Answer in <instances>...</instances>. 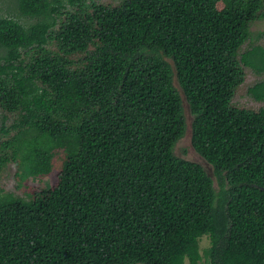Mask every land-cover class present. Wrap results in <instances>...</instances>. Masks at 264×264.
<instances>
[{
  "label": "trees",
  "instance_id": "trees-1",
  "mask_svg": "<svg viewBox=\"0 0 264 264\" xmlns=\"http://www.w3.org/2000/svg\"><path fill=\"white\" fill-rule=\"evenodd\" d=\"M6 2L0 264H264V0Z\"/></svg>",
  "mask_w": 264,
  "mask_h": 264
},
{
  "label": "rangeland",
  "instance_id": "rangeland-1",
  "mask_svg": "<svg viewBox=\"0 0 264 264\" xmlns=\"http://www.w3.org/2000/svg\"><path fill=\"white\" fill-rule=\"evenodd\" d=\"M98 1L103 3L116 4L119 0H98ZM7 11H8V6L6 0H0V14H6ZM263 29H264V18L256 19L251 25L252 39L250 42H247L243 45V49L248 47L250 43L251 44L260 43L264 46V37L263 36L259 37L257 35L259 31ZM258 79H264V74L257 75L253 73L250 69H247L245 81L237 88L235 96L233 98V103L240 107L258 108L261 105V102L254 100L247 92V87L253 84ZM174 82L180 88L176 77ZM183 105H184V113L186 117L187 126L185 130V134L178 140V142L175 145L174 148L175 153L180 157L200 163L205 168L207 173H209L213 177L214 184L216 187H218V182L214 174L213 166L202 155H200L192 145L191 122L193 116L191 114L189 104L184 96H183ZM1 114H2V110L0 109V117ZM11 120L12 119L8 118L6 123L9 124ZM8 136H9L8 134L5 135L0 130V142L2 140H5ZM15 169H16L15 163L13 162L7 163V165L4 167L3 171L0 174V189L2 191L15 190L16 193L22 194L19 190L15 189L17 183L14 176ZM208 244H209L208 238L205 237L201 240V245L203 247ZM200 264H211V263L210 260L206 259V257L204 256L200 261Z\"/></svg>",
  "mask_w": 264,
  "mask_h": 264
}]
</instances>
